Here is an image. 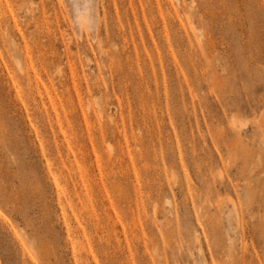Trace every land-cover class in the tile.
Wrapping results in <instances>:
<instances>
[{
  "label": "rangeland",
  "instance_id": "1",
  "mask_svg": "<svg viewBox=\"0 0 264 264\" xmlns=\"http://www.w3.org/2000/svg\"><path fill=\"white\" fill-rule=\"evenodd\" d=\"M64 4L0 0V264H264V0Z\"/></svg>",
  "mask_w": 264,
  "mask_h": 264
},
{
  "label": "bare ground",
  "instance_id": "2",
  "mask_svg": "<svg viewBox=\"0 0 264 264\" xmlns=\"http://www.w3.org/2000/svg\"><path fill=\"white\" fill-rule=\"evenodd\" d=\"M63 1L65 3L64 5L66 6L65 8L67 9L66 11L68 14L70 24H72L75 27V29L79 32V34L77 33L78 35H82L80 34L82 30L88 31L90 33L89 35L90 36L92 35L93 37H95L96 34L98 35V31H99L98 23H100V20H102L100 19V17L102 18L101 16L102 0H63ZM87 35L88 34L86 32V36ZM92 39L96 40L97 37Z\"/></svg>",
  "mask_w": 264,
  "mask_h": 264
}]
</instances>
